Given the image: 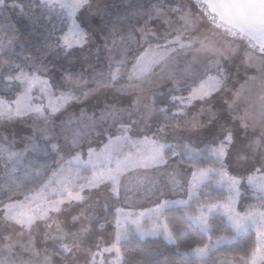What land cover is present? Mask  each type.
<instances>
[{
  "label": "rangeland",
  "instance_id": "rangeland-1",
  "mask_svg": "<svg viewBox=\"0 0 264 264\" xmlns=\"http://www.w3.org/2000/svg\"><path fill=\"white\" fill-rule=\"evenodd\" d=\"M21 5L29 27L45 15L68 24L92 70L74 84L80 98L52 96L13 76L22 44L0 42V264H120L129 234L172 244L159 215L207 184L226 197L191 219L208 242L188 255L203 259L249 230L250 259L217 264H264V55L189 0H0V14ZM181 142L215 163L165 161ZM216 215L233 238L208 239Z\"/></svg>",
  "mask_w": 264,
  "mask_h": 264
},
{
  "label": "trees",
  "instance_id": "trees-1",
  "mask_svg": "<svg viewBox=\"0 0 264 264\" xmlns=\"http://www.w3.org/2000/svg\"><path fill=\"white\" fill-rule=\"evenodd\" d=\"M27 5L33 11L35 10L33 1ZM27 5H21L15 12H10L8 8L0 14L1 45L19 42L22 44L19 48L27 56L25 62L16 59L20 69L15 70L13 76L20 75L43 82L47 92L52 96L62 95L67 99L80 98L84 90L78 89L74 84H78L81 79H87L86 75L92 70L88 61L89 54L84 51L89 47L84 43V48H76L78 37L72 35L68 24L65 27H57L55 22L57 18H53L51 22V17L45 15L40 21L41 28L29 27L27 25L29 22L24 18L28 12ZM63 18L65 17L61 16L58 20L61 21ZM43 36L49 39L46 45L40 43ZM57 40H60L63 45L57 46ZM71 44L74 45L72 52L65 49ZM73 51L78 52L73 54ZM52 54L59 57H54ZM45 55L48 56L44 57ZM32 57L35 59L33 67L27 65V60ZM34 66H37V69ZM11 82L17 84L16 79H12ZM30 97L32 104L35 103L42 111H47L45 100L42 95H39L38 89H33ZM76 106L74 105L73 108L76 109ZM49 112L50 110L44 112L45 116H49ZM51 113L56 114L54 111ZM204 151L181 142L166 147L163 151V159L176 160L185 167L196 166L204 169L205 165L215 163L214 159L208 156L209 151ZM225 197L223 190L215 189L211 184H207L186 206L165 209L159 215V220L165 225L173 243L167 244L160 237L140 240L134 234H129L117 245L120 264H217L220 259L248 261L255 249V236L249 230L239 234L233 243L215 249L203 259H195L188 255L196 248H203L208 242L207 238L192 224L191 219L197 216L201 208L222 203ZM207 225L208 239L211 241L233 238V233L226 225L224 218L212 216L208 219Z\"/></svg>",
  "mask_w": 264,
  "mask_h": 264
},
{
  "label": "water",
  "instance_id": "water-1",
  "mask_svg": "<svg viewBox=\"0 0 264 264\" xmlns=\"http://www.w3.org/2000/svg\"><path fill=\"white\" fill-rule=\"evenodd\" d=\"M214 20V26L264 55V0H189Z\"/></svg>",
  "mask_w": 264,
  "mask_h": 264
},
{
  "label": "flooded vegetation",
  "instance_id": "flooded-vegetation-1",
  "mask_svg": "<svg viewBox=\"0 0 264 264\" xmlns=\"http://www.w3.org/2000/svg\"><path fill=\"white\" fill-rule=\"evenodd\" d=\"M263 56V55H262Z\"/></svg>",
  "mask_w": 264,
  "mask_h": 264
}]
</instances>
